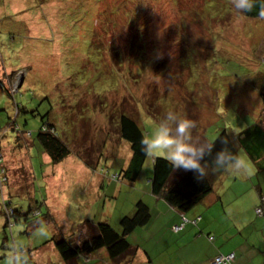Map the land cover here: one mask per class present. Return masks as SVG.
I'll return each instance as SVG.
<instances>
[{
    "label": "rangeland",
    "instance_id": "374dc122",
    "mask_svg": "<svg viewBox=\"0 0 264 264\" xmlns=\"http://www.w3.org/2000/svg\"><path fill=\"white\" fill-rule=\"evenodd\" d=\"M68 1L0 0V169L8 174L0 199L28 212L35 191L31 154L40 182L35 201L45 199L41 212L49 207L56 221L46 238H34V223H8L0 203V264L15 237L24 240L29 264H75L44 243L61 238L63 228L80 247L95 237L99 221L118 227L121 213L138 201L152 207L156 157L147 158L136 181L114 180L132 155L120 138L122 115L149 135L158 116L173 111L194 125L199 143L202 132L207 140L225 129L238 133L261 113L264 17L238 15L232 0H224L229 13L220 11L223 0H85L72 8ZM106 9L111 16L96 30ZM44 116L71 149L56 165L29 136ZM99 176L105 191L97 189ZM214 176L208 175L212 185ZM97 191L111 196L108 204H97ZM91 225L96 229L88 236Z\"/></svg>",
    "mask_w": 264,
    "mask_h": 264
},
{
    "label": "trees",
    "instance_id": "16d2710c",
    "mask_svg": "<svg viewBox=\"0 0 264 264\" xmlns=\"http://www.w3.org/2000/svg\"><path fill=\"white\" fill-rule=\"evenodd\" d=\"M84 1L85 0H69L68 7L72 8L75 4H81ZM127 1L131 2V0ZM226 3L227 2L224 1L222 6L220 5V11L229 13L228 11L230 10L227 8ZM110 16L111 13H109L107 9L105 12H101L97 20L96 30L98 27H101L104 19L108 20ZM240 16L252 19L262 18L258 15V9H254L252 12ZM108 23L111 24V20ZM103 30H106V33H108V28ZM109 31L111 32V25ZM142 51H144L143 45ZM118 76L120 77L119 74ZM260 82L262 86L259 92L261 100V113L259 117L255 116L254 121L238 133H229V131L225 129L218 133L217 137L214 139L208 140L203 132L201 135L203 142L212 143L217 149L223 146L221 141L227 140L229 147L234 153L239 154L241 150H244V153L252 161L258 172L264 170V76L261 78ZM3 88L8 95H12L6 87ZM162 114L158 117L163 118ZM47 117L48 116L42 117L41 127L36 134L33 136L32 133H29V136H31V138L33 137L31 141L33 145H38L40 147L38 148L36 146L40 154H42V157L46 155L51 160V163L56 165L71 155V149L69 144L57 133L53 122L50 123L49 120L46 121ZM119 134L122 140L130 144L132 155L128 167L122 169L114 180L125 179L129 182H134L138 179L147 160L141 145V139L146 136V133L135 119L130 116L122 115L119 121ZM200 140H198L199 143ZM29 157L33 174L31 185L32 187L34 186L35 191L33 194L35 196L31 197L32 200L28 212L22 210L19 206L10 205L9 200L3 202L0 199V203L3 206L2 212H5V215H7L10 220H8V223L12 222L10 223L12 225H14L13 222L22 225L23 223H34L30 226L34 229L37 221H42L44 223L49 221L53 223L55 222V218L50 214V211H47L45 214L41 212L43 206H45V199L42 200L43 203L40 200L35 201L37 198L36 185L40 182L33 170L31 154H29ZM98 166L99 165L96 167ZM7 175V169H5V167L0 169V186H2L3 190H5L4 186L8 183ZM150 181L151 191L155 196L163 198L170 206L184 213L196 206L213 190V185L209 177L197 179L192 171L173 169L172 165L164 157H156L154 159L153 176ZM34 202L35 204H32ZM151 219L152 213L150 206L144 201H138L132 214L120 217L118 227L107 222L99 223L95 237L93 236L85 240L80 247H73V242L68 240V236H61V238H59L54 235L44 244L47 245L53 242L62 260L66 263L74 262L77 264L78 260L89 258L100 250H105L111 264H133L137 249L131 243L130 235L138 229L147 226L151 222ZM9 238L10 236L4 239L5 242H3L2 247L9 242Z\"/></svg>",
    "mask_w": 264,
    "mask_h": 264
},
{
    "label": "crops",
    "instance_id": "0c3cea01",
    "mask_svg": "<svg viewBox=\"0 0 264 264\" xmlns=\"http://www.w3.org/2000/svg\"><path fill=\"white\" fill-rule=\"evenodd\" d=\"M97 164H100V158ZM249 166V174H234L233 178L232 173L216 172L212 179V192L186 213L170 206L151 191L155 201L150 207L151 222L130 235V241L137 249L133 264H213L212 260L216 257L229 254L235 256L232 264H264V212L263 215L255 212L264 195V170L257 172L251 163ZM85 171L82 166L83 175ZM46 173L44 172V176ZM99 177L97 189L105 191V180ZM219 183L221 187L216 189ZM47 189L46 184V191ZM95 198L99 200L97 204L104 205L108 204L111 196L100 195V191H97ZM85 202L80 200L81 204ZM86 203L89 205L90 201ZM245 205L248 206L245 208ZM134 208L129 209L125 215L132 214ZM50 214L52 215L51 212ZM248 215L252 218L249 219ZM122 216L123 213L120 217ZM101 222L110 223L108 220ZM45 224L52 229L51 222L46 221ZM176 226L181 228L177 231ZM94 229V225H91L88 236ZM61 230L62 236H66L67 231L63 232V228ZM71 231L74 232L75 229ZM53 232L55 231L52 234ZM48 244L55 247L53 242ZM101 263L111 264L105 250L77 262Z\"/></svg>",
    "mask_w": 264,
    "mask_h": 264
},
{
    "label": "clouds",
    "instance_id": "9594fccd",
    "mask_svg": "<svg viewBox=\"0 0 264 264\" xmlns=\"http://www.w3.org/2000/svg\"><path fill=\"white\" fill-rule=\"evenodd\" d=\"M232 7L239 15L258 9V15L264 17V0H232ZM193 127L194 125L188 120L180 118L173 111H168L163 119L152 125L150 134L141 139L142 150L149 160L163 156L173 169L192 171L197 179L207 178L210 173L219 171L238 175L250 173L247 158L242 153H234L227 140L221 141L223 146L219 149L212 143H196L191 135ZM260 199L261 204L256 210L262 208V213L258 214L256 210L255 212L263 215L264 195ZM176 227L181 228V226ZM32 236L46 238L47 225L37 221ZM2 264H29L27 246L23 239L15 237L11 241Z\"/></svg>",
    "mask_w": 264,
    "mask_h": 264
},
{
    "label": "built area",
    "instance_id": "2783aa9c",
    "mask_svg": "<svg viewBox=\"0 0 264 264\" xmlns=\"http://www.w3.org/2000/svg\"><path fill=\"white\" fill-rule=\"evenodd\" d=\"M264 202V199H263ZM258 214L262 213V208H258L256 210ZM179 228L176 227L175 230H178ZM234 254H229V255H223V256H218L214 259L213 264H231L234 261Z\"/></svg>",
    "mask_w": 264,
    "mask_h": 264
}]
</instances>
